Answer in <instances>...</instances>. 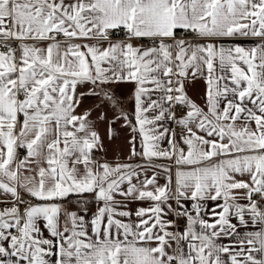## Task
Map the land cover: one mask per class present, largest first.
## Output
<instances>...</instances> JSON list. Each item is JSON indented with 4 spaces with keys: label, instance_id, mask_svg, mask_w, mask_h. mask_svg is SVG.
<instances>
[{
    "label": "snow or ice",
    "instance_id": "6c2138e0",
    "mask_svg": "<svg viewBox=\"0 0 264 264\" xmlns=\"http://www.w3.org/2000/svg\"><path fill=\"white\" fill-rule=\"evenodd\" d=\"M0 264H264V0H0Z\"/></svg>",
    "mask_w": 264,
    "mask_h": 264
},
{
    "label": "crops",
    "instance_id": "0c3cea01",
    "mask_svg": "<svg viewBox=\"0 0 264 264\" xmlns=\"http://www.w3.org/2000/svg\"><path fill=\"white\" fill-rule=\"evenodd\" d=\"M125 93L127 94L130 89H124ZM202 86H196L192 89L191 91V95H193V97H197L198 95L202 94ZM92 101H87L85 102V108H88V107H91L92 105ZM117 127H119V125H117ZM100 132H101V135H104L105 133V126L104 125H101L100 127ZM128 131L125 130L123 132H121V135H120V138L115 140L114 142L110 143L108 142L107 138H105V144L106 146L109 147V152H108V156L107 158L109 160H112V159H117V158H124L127 156V140L125 139L127 136H128Z\"/></svg>",
    "mask_w": 264,
    "mask_h": 264
},
{
    "label": "built area",
    "instance_id": "2783aa9c",
    "mask_svg": "<svg viewBox=\"0 0 264 264\" xmlns=\"http://www.w3.org/2000/svg\"><path fill=\"white\" fill-rule=\"evenodd\" d=\"M116 38H119V36H117Z\"/></svg>",
    "mask_w": 264,
    "mask_h": 264
}]
</instances>
